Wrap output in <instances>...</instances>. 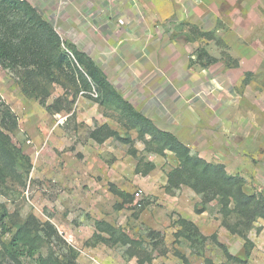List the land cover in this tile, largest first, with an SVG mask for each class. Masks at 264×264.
<instances>
[{
    "label": "rangeland",
    "instance_id": "374dc122",
    "mask_svg": "<svg viewBox=\"0 0 264 264\" xmlns=\"http://www.w3.org/2000/svg\"><path fill=\"white\" fill-rule=\"evenodd\" d=\"M67 1L53 0L54 11ZM113 2L115 7L106 6L109 15L133 11L130 19L114 16L123 34L128 20L134 24V41L129 48L128 37L121 41L119 49L126 54L106 70L117 88L126 95L158 92L165 108L153 107L156 111L146 116L185 143L192 155L242 178L248 195L264 196V0ZM101 7L103 1L92 2L89 9ZM51 8L44 10L49 22ZM100 53L96 58L102 61ZM205 53L214 60L207 66ZM22 73L0 66V109L8 107L17 117L13 130L0 127L11 144V154L0 156V264H19L7 251L13 235L4 232L5 227L15 232V223L29 224L47 240L33 259L21 258L20 264H38L39 254H52L64 264H186L183 257L188 264L206 259L264 264L263 219L245 233L253 247L246 258V240L223 225L217 200L202 210L204 198L191 188L166 191L168 174L179 167L174 154L150 152L135 131L130 133L135 156L129 153L133 146L114 138L98 144L90 133L101 124L127 134L119 113L102 109L81 92L74 99L77 89L58 71L37 78L39 98L26 97ZM61 96L70 102L68 118L40 105L41 99L52 104ZM104 111L111 118H104ZM139 161L143 173L147 164L155 168L139 173ZM114 190L129 193L133 201L123 204ZM181 220L194 223L206 242L194 234L191 239L178 236ZM228 222L238 223L233 217ZM46 225L55 230L50 237Z\"/></svg>",
    "mask_w": 264,
    "mask_h": 264
},
{
    "label": "trees",
    "instance_id": "16d2710c",
    "mask_svg": "<svg viewBox=\"0 0 264 264\" xmlns=\"http://www.w3.org/2000/svg\"><path fill=\"white\" fill-rule=\"evenodd\" d=\"M62 44L73 52L76 63L68 58L62 49ZM205 56L208 59L205 66L214 61L206 53ZM0 66L8 70H24L20 77L21 93L29 98H39L35 93L38 87L36 81L44 75L46 77L51 75L53 71H58L65 76V80L77 89L73 95L74 99L80 92H89L94 86L98 93V98L94 101L103 106L105 110L119 113L121 122L126 125L127 134L123 136L110 126L103 125L90 133L91 138L98 144L114 138L123 145L133 146L129 153L135 156L137 149L130 135L135 131L136 140L143 141L150 152H155L160 156L166 155V152L174 154L179 167L168 174L166 191L171 193L173 190H179L181 186L191 188L196 194L203 196L202 210H205L207 204L217 200L224 216L223 225L231 233L246 240L248 246L245 247V256L250 257L253 247L245 233L258 219L264 220V196L248 195L244 191L242 178L228 175L223 165L212 164L199 156L192 155L191 149L179 138L172 133L162 131L151 119L136 111L117 92L100 67L87 54L78 51L73 45H67L54 27L43 17L41 11L27 0H0ZM46 99L39 100L40 105L45 107L51 115L63 114L66 117L71 114L70 102L68 103L62 96L55 98L52 104H47ZM1 126L8 131L17 126V117L8 107L0 109ZM9 145H11L9 137L0 129V156L11 154ZM139 167H141L140 161L136 171L143 173ZM154 168V164H147V172L143 174L149 173ZM114 191L122 199L123 204L133 201V196L129 193ZM141 206L142 211L145 206L143 207V204ZM231 217L235 218L238 223L231 225L228 222ZM1 221L2 217H0ZM179 225L182 229L177 233L178 236L186 235L188 239H191V235L194 234L198 236V242L202 244L206 242L207 238L199 232L194 223L181 220ZM13 226L15 232L6 227L4 229V232L8 231L13 235L8 243L7 251L8 255L20 264L21 258L33 259L47 240L38 229H33L29 224L15 223ZM46 226L45 234L50 237L51 232L55 233V230L50 225ZM98 226L101 228V226L108 225L98 223ZM110 228L112 232H115L113 227ZM212 240L216 242V235L212 236ZM219 246L225 251L229 260L233 258L223 245L219 244ZM182 259L188 264L186 258ZM36 261L38 264H64L52 254L46 257L39 254ZM66 264L74 263L71 261ZM205 264H214V262L206 259Z\"/></svg>",
    "mask_w": 264,
    "mask_h": 264
},
{
    "label": "crops",
    "instance_id": "0c3cea01",
    "mask_svg": "<svg viewBox=\"0 0 264 264\" xmlns=\"http://www.w3.org/2000/svg\"><path fill=\"white\" fill-rule=\"evenodd\" d=\"M27 1H29L35 8L39 9L43 17H45L44 10H46L48 6H50V8L52 7L50 15L52 22L48 21L51 26H53L57 30V32L64 40L71 43L78 51L87 54L100 67V69L107 76L109 82L114 86L117 92L124 98V100L129 102L135 108L136 111L146 116V113L156 111L152 109L153 107L165 108L164 101H160L157 97L159 95L158 92L150 93L146 90H138L136 92L131 91L132 93L126 95L122 92V90L117 88L112 78H110L106 72V70H108L113 64L117 62L115 60H117L120 54H126V49H119L120 46H122L121 41L123 42L125 38L128 37L126 39L127 41L125 42H127V48H129V44L132 42L133 39L130 33H132L131 28L134 26V24L131 25L130 20H128L127 24H129V30L125 32L127 33V36L126 34H123L119 25H116L114 16H119L121 19L124 20L130 19L129 16L133 13L132 8L128 10L129 15H126V11L121 12V10H119L120 15H118V13L116 12H110L109 15L108 11L106 10V6L108 4H112V6L115 7L116 3H114L113 0H68L65 5L68 4V6H70L69 8H67V6L63 7L64 4L62 5L61 3L57 6V11L55 12L52 5L53 0ZM102 1L105 6L104 8L101 7L99 9L97 8L96 10L89 9L90 3L92 5V2H95L97 5L100 4V2ZM37 3H39V5ZM110 18L114 19V21H110L109 23L108 19ZM96 19L99 20L98 25H96V22H94V20L96 21ZM117 49L120 50V53H117ZM98 53H100L102 61H99L96 58ZM101 107L105 110L103 106ZM164 113L165 112L162 111V114ZM68 116L66 117L68 118ZM103 116L104 118H111L108 115L106 116L105 111L103 113ZM146 117L151 119L159 129H165V127L156 124L154 122L155 120H153L151 117ZM101 126H103V124H101L99 127ZM110 128L112 127L110 126Z\"/></svg>",
    "mask_w": 264,
    "mask_h": 264
},
{
    "label": "built area",
    "instance_id": "2783aa9c",
    "mask_svg": "<svg viewBox=\"0 0 264 264\" xmlns=\"http://www.w3.org/2000/svg\"><path fill=\"white\" fill-rule=\"evenodd\" d=\"M62 49L66 53V55L68 56V58L71 59L73 62L76 63V58H75L73 52L68 47H66V45H64V44H62ZM81 95H83V96L84 95L89 96V97H91L94 100L98 98V93H97V91H96V89H95L94 86L92 87V90L89 91V92L82 91L81 92ZM140 194H141V191H137L135 195L138 197V196H140Z\"/></svg>",
    "mask_w": 264,
    "mask_h": 264
}]
</instances>
